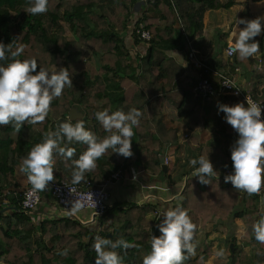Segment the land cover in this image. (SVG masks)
<instances>
[{
    "label": "trees",
    "instance_id": "16d2710c",
    "mask_svg": "<svg viewBox=\"0 0 264 264\" xmlns=\"http://www.w3.org/2000/svg\"><path fill=\"white\" fill-rule=\"evenodd\" d=\"M140 3L146 10L135 19L134 13ZM28 4L29 0H0V40L6 44L13 41L14 45H26L17 59L35 57L38 64L43 62V66L51 70L59 60L63 67H70L73 86L66 87L62 95L51 102L43 121L24 122L19 129L11 123L0 126V151L7 152L14 146L15 166H18L21 157L40 142L45 133L54 130L60 121L68 120L73 107L83 111L85 127L98 138L108 133L96 120V111L104 108L127 111L136 107L142 116L139 125L133 128V155L125 158L107 150L81 182L89 180L99 187L119 169L130 177L131 166H139L147 177L149 174L159 178L168 186H183L180 200L171 207L179 204L188 210L197 225L194 244L214 220L222 224L241 220L249 243L261 244L255 240L252 225L264 214V190L261 195L249 194L233 189L230 182L223 180L226 172L232 170L230 147L238 136L235 139L226 137L236 132L222 119L223 113L218 114L217 104L231 105L241 100L229 96L206 99L195 96L196 83L187 80L185 68L174 55L188 54V41L193 47H199L205 39L208 14L229 10L237 0H157L154 4L141 0H49L48 11L35 16L27 12ZM242 18L256 17L246 11ZM142 22L152 35L149 42L142 41L136 33ZM131 29L132 45L129 47L126 38ZM67 30L71 36L67 35ZM253 39L260 43L257 54L261 56V67L257 76L264 77V32ZM215 45L222 53L226 46L223 35H219ZM86 48L99 57L96 67L86 59ZM200 74L206 76L202 71ZM209 78L216 80L213 76ZM251 93L264 103V95L258 99L252 90ZM167 102L177 109L186 131L205 133L212 128L221 138V143L202 145L197 152L180 161L173 176L168 171L163 172L159 160L164 149L180 145L179 129L172 127L164 112ZM71 146L75 148L71 158L56 156L54 179L49 183L71 179L72 160L77 159L87 145L74 143ZM200 155L209 157L217 170L208 185L192 176V167L188 164L189 159ZM52 199L57 202L53 196ZM8 203L13 214L7 217L0 214V261L5 258L8 264H95L96 252L91 245L97 235L128 241L131 247L116 249L123 258L122 264H142L143 256L151 251V236L160 235L156 227L160 220L152 222L149 219L158 204L138 206L120 201L111 204L90 226L70 214L40 221L34 213L42 212L43 203L34 213L26 215L21 212L20 196L16 200L10 198ZM0 206H5L1 200ZM63 222L64 231L60 228ZM229 236L235 238L230 240L235 250L231 251L230 264H238V239L235 233ZM63 249L68 250L65 256L59 254ZM211 256L212 245L206 243L201 255L192 260L188 255L183 264H207ZM251 262L264 264V256Z\"/></svg>",
    "mask_w": 264,
    "mask_h": 264
},
{
    "label": "clouds",
    "instance_id": "9594fccd",
    "mask_svg": "<svg viewBox=\"0 0 264 264\" xmlns=\"http://www.w3.org/2000/svg\"><path fill=\"white\" fill-rule=\"evenodd\" d=\"M264 4V3H261ZM49 0H29L27 12L32 15L48 11ZM264 17L255 19H236L238 29L234 46L226 49L227 55L236 53L239 59L252 57L259 52L260 43L253 39L264 32ZM26 45L0 40V126L12 124L19 129L24 122L36 124L48 115L51 102L60 97L66 87H72L70 67H60L53 71L38 64L35 57L17 59ZM7 61V62H5ZM57 68V67H56ZM232 87V82L224 81ZM218 114L238 134L230 147L232 172L223 177L224 183H231L233 189L249 194L259 193L264 187V106L247 95L243 101L234 104H217ZM95 118L107 135L98 138L85 127L83 118L73 122L71 119L60 121L54 130L44 134L42 140L34 144L28 153L21 157L18 165L27 176L32 190H41L54 179L56 156L71 158L74 143L87 145L75 160H72L71 183L78 184L85 173L96 167L97 160L109 149L125 158L131 157L133 128L138 126L142 112L136 107L108 108L95 112ZM192 176L203 185H208L217 170L209 157L200 155L191 158ZM227 167V165H225ZM135 175L133 179H135ZM75 191V189H69ZM92 195V194H91ZM79 207V204L75 205ZM160 235H152L151 251L143 256L142 264H183L194 251V235L197 225L192 221L188 210L181 205L169 206L160 215L156 225ZM255 240L264 243V214L253 225ZM132 245L123 238L112 240L95 236L91 247L96 252L95 264H122L123 258L117 248L127 249ZM68 250L60 251L61 256ZM223 255L221 249L216 253Z\"/></svg>",
    "mask_w": 264,
    "mask_h": 264
},
{
    "label": "crops",
    "instance_id": "0c3cea01",
    "mask_svg": "<svg viewBox=\"0 0 264 264\" xmlns=\"http://www.w3.org/2000/svg\"><path fill=\"white\" fill-rule=\"evenodd\" d=\"M261 3H264V0H237V4L229 10H217V11L210 12L205 20V25H206L205 39L204 41L200 42L199 47H196V49H198L201 52L202 56L204 57L206 64L211 66L213 69L215 68L235 78L237 82L242 86L247 87L248 85H250V88L253 94H255L258 99L261 98L262 95H264V77L257 76L258 69L259 67H261L260 54H255L254 56L248 57L245 59H239L236 55L234 60H229L227 59L225 55V50L229 44L234 43L235 33L238 32V29L243 28V25H238L236 28V19L242 18V15L244 14V12L248 11L250 14H252L255 17H264V4H261ZM145 10H146L145 6L140 3V5L136 7V10L134 13L135 19L140 17L143 11ZM262 22L264 23V21ZM131 33H132V29L129 30L128 37L126 38V45L129 47L132 45L131 44L132 43ZM67 35L71 36V33L69 32V30H67ZM219 35H223L224 43L226 44V46L222 50V53H220V49H216L215 47L216 46L215 43L218 41ZM84 52L85 54L88 53V56L86 55V59H88V61L96 67L97 65L94 64L95 60L93 59L94 63H92V61L89 60L94 57L92 51L86 48ZM89 52L91 54H89ZM174 55H175L176 60L185 68V77L187 78V80L191 82V84H195L199 80V78H201V74L199 71L195 70L191 66V63L187 59V54L184 55V54L178 53ZM237 68L239 69V72L235 71V69ZM110 92H111V95H113L112 89H110ZM262 100L264 101V99ZM227 104L230 105V103H227ZM73 108L77 109V111L80 112V114H75L74 117H71L69 114L68 120L71 118L73 119L74 118L75 119L85 118L81 109L77 107H73ZM164 112L166 114L167 120L171 123L172 127L179 129V136H180L179 146L170 147V148H166L163 150L165 151V159H167L166 164L168 166V172L173 176L179 165V158L182 157L183 155L189 156L193 151L184 149L186 146L184 145L183 143L184 141H182L181 137L184 134H186V129L180 120V116L177 112V109L173 105L167 102L164 104ZM174 112L177 116L176 120L173 117ZM170 114L172 116H170ZM195 134L196 133H193V135ZM197 134L202 135L201 133H197ZM186 136H189V135H185V137ZM202 139H203V135H202ZM205 140H207L208 142H210L211 140L215 141L214 145L221 143V138L217 133H213L211 139H208V136H206ZM193 146H196V145L193 144ZM10 149L12 152H10ZM10 149L7 152L0 151V194H1L0 200L3 202V205H5L4 207L0 206V209H1L0 214H2L4 217H7L8 215L13 214V211L10 210L11 206L8 203V200L10 198H13L14 200H16L18 196L22 194L26 189L32 187V185L27 179V176L20 171L17 165L15 166L16 159H15V154H14V146H12ZM109 161L111 162L112 158L109 159ZM136 167H138L139 169H142L139 166H136ZM148 177H149V180L148 178H146L147 179L146 182H148L151 185L156 186V185H160V183H166V182L153 179L152 176L149 174H148ZM67 180H71V179L68 178ZM151 180L153 182H150ZM167 184L168 183H166V186L169 187ZM176 188H179L178 191H175L173 195L170 196L169 198H164L163 196H161V198L159 197L156 199V200H159L157 201L158 203H160V200L162 198L164 199V202H161L159 206V207H162L163 211L169 206H172L174 202H177L180 200V195H181L183 186L177 184ZM166 192L170 193L169 190ZM42 194H43L42 208L44 209L40 213L39 212L37 214L34 213V215L38 217L40 221L48 217L49 219H52V218L60 219L68 215L61 208H59V206L57 205V202L54 201V199H52V196L50 192L48 191V189L46 188L42 189ZM125 200L130 202V201H135L139 199L123 198L122 201H125ZM70 215L73 218L77 219L82 224L91 226L93 223L92 218H88V219L81 218L79 217L77 213H72ZM239 222H241V225H243L241 220H236L235 226L238 225V227H240L241 225L239 224ZM213 223L214 221L207 226L206 230L209 235H207V238H205L207 240L206 243H209L210 245H212L211 262L216 261L215 258L217 259L219 258L217 257L216 253L222 249L221 247L219 249V247H217L216 242H214L216 233L214 234V236L210 235L214 232L209 231L208 228L212 226ZM242 227L244 228V225ZM60 228L62 231L65 230L64 222L61 223ZM237 231L238 232H235L236 233L235 237L238 238V241H240L241 235L239 233L242 232L243 234V231L242 229L239 230V228ZM234 239L235 238H232L229 240L233 241ZM243 239H244L243 241L244 243L241 249H243L244 251L242 254H239V255L237 254L236 259H239V261H242V263L244 264H251L252 263L251 260H257V258H261V254L264 253V243H261L259 245L251 244L249 243L248 239L244 235H243ZM227 242H228V239L225 240V243H224L225 246ZM241 249L238 246V251L239 250L241 251ZM230 259H231V256H230ZM230 259H228L227 262H230L231 261Z\"/></svg>",
    "mask_w": 264,
    "mask_h": 264
},
{
    "label": "built area",
    "instance_id": "2783aa9c",
    "mask_svg": "<svg viewBox=\"0 0 264 264\" xmlns=\"http://www.w3.org/2000/svg\"><path fill=\"white\" fill-rule=\"evenodd\" d=\"M141 1L142 3L154 4L157 0ZM136 33L142 41L149 42L152 39V35L146 28V23H140L139 26L136 28ZM188 45L189 50L187 54V59L191 63V66L195 70L199 72L202 71L203 73H205L206 76H208H201V78H199V80L194 85L193 89L195 96L200 97L202 99L215 96H229L236 97L243 101L245 96L247 95L252 100L264 106V103L262 101H259L253 97L250 85H248L247 87L242 86L237 82L235 78L227 75L226 73H223L222 71L213 69L211 66L205 63L204 57L202 56L201 52L195 47H193L191 42L188 41ZM229 46H234V43L229 44L227 48H229ZM225 55L229 60H234L236 57V53H233L232 55H227L226 50ZM235 71L239 72V69L237 68L235 69ZM210 76L215 77L216 80L212 81L209 78ZM225 80L231 81L232 87L225 86ZM187 137L188 136H186V138ZM165 163H167V159H165ZM130 171V177H125L126 172L123 169H119L118 171L110 175L109 179L105 184L99 187L93 186L89 180L79 182L75 185L71 183V180H65L63 183H49V185H47L45 188L48 189L51 195L57 200V204L67 214L91 211L93 217L98 218L103 216L107 212V210L112 206L109 202L111 197V187L118 184L119 182H122L123 180H125V178H128L129 181L133 184H139L141 190L158 189L159 185L155 186L146 182V178L148 177L146 176L145 170L139 169L136 166H131ZM231 172L232 170H228L226 174H230ZM134 175L136 177L135 179H133ZM150 182L153 181L151 180ZM73 188L75 189V191L70 192L69 189ZM165 190L170 191V188L166 186ZM263 190L264 187H262L260 192L256 194L261 195L263 193ZM19 196L21 197V212L26 215L34 213L38 209V207L43 203L42 189L33 191L32 187H30ZM159 197L161 198V196L156 197L153 194L146 195L144 200H137L136 205L143 206L145 204H153L155 206V204H158V206H155L153 214H155V220H160V215L163 212V209L159 206L161 202H164V199L162 198L160 200V203H158L157 201L159 200L156 199ZM77 204H79V207H75V205Z\"/></svg>",
    "mask_w": 264,
    "mask_h": 264
},
{
    "label": "rangeland",
    "instance_id": "374dc122",
    "mask_svg": "<svg viewBox=\"0 0 264 264\" xmlns=\"http://www.w3.org/2000/svg\"><path fill=\"white\" fill-rule=\"evenodd\" d=\"M89 54H91V53L89 52ZM86 55L88 56V53ZM93 56L94 57L91 58V59H89V60L92 61V63H94V61H93V59H94L95 60V63L94 64L95 65H98L100 59L96 55H94V53H93ZM41 64H43V62ZM60 66L63 67V65L58 60V64H57V66H55L53 68V71L59 70ZM75 114H79V112L78 111H76V113L73 112V116ZM170 116H172V115L170 114ZM173 117H174L175 120L177 119V116H176L175 112L173 114ZM213 133H214V130H210V128H209V132L207 131L205 133H201L203 135V139H202V135L197 134V133L195 135H193V133L191 134L190 132L186 131V134H184L181 137L182 138V141H184L183 142L184 145L186 146L184 149H187V150L193 151V152H197V150L199 149V147H201L202 145H210L212 143L214 144L215 141H213V140H211L210 142H208L207 140H205V137L206 136H208V139H211ZM185 135H189V136L186 138ZM193 144L196 145V146H193ZM187 158H188L187 155H183L182 157L179 158V162L180 161H183V160H185ZM125 177H127L126 174H125ZM152 178L155 179V180L162 181V180H160L159 178H156V177H152ZM139 186H140L139 184H133V183H131L129 181L128 178H125V180H123L122 182H119L118 184H116V185H114V186L111 187V189H110L111 197H110L109 202L112 205H114L115 203L122 201L123 198H137L139 200H142V199L144 200L145 196L146 195H150V194H153L156 197L163 196L164 198H169L170 196L173 195V193L175 191H178V189H179V188H176L177 187V184H171L169 186L170 193H166L165 192L166 191L165 190V187H163V186H166V183H160V185L158 186V189L157 190H143V189L141 190ZM136 201L137 200L130 201V203L136 205ZM77 214L79 215V217L85 218V219H88V218H92L93 217L91 211L79 212ZM154 217H155V214H153V212L149 214V219L152 222L155 221ZM239 224L241 225V222H239ZM242 226L243 225H241L240 227H238V225L235 226V221H233V222L232 221H229V222H227L225 224H222V223L218 222L217 220H214V223L208 229H209V231L214 232V233H212L210 235H213L214 236V234L216 233V237L214 239L215 240L214 242H216L217 247H219V249H220V247L222 248L223 255L222 256H218L217 255V257H219V258L218 259L215 258L216 261H214V262H211V259L212 258H210L208 260L207 264H226V263L230 264V262H227V260L230 259V256H231V245H230V240H229L231 238V236H229V235H230V233L238 232L237 231L238 228H239V230L242 229L243 234H242V232L239 233L241 235L240 236L241 240L238 241V243H239L238 246L241 249V247H242V245L244 243L243 242L244 241L243 235L245 236V228H243ZM207 235H209L207 233V230L201 232L200 240L194 244L195 247H194L193 253L189 254V258L191 260L194 259L195 257H197L198 255H201L203 253V250L206 249V242H207V240L205 238H207ZM226 239H228V242L226 243V246H225L224 243H225V240ZM243 251H244L243 249H241V251L240 250L239 251L237 250V254L238 255L239 254H242ZM263 256H264V253L261 254V257H263ZM237 263L238 264H244V263H242V261H238ZM0 264H8V263H7L6 259L3 258V259H1Z\"/></svg>",
    "mask_w": 264,
    "mask_h": 264
},
{
    "label": "water",
    "instance_id": "95a60500",
    "mask_svg": "<svg viewBox=\"0 0 264 264\" xmlns=\"http://www.w3.org/2000/svg\"><path fill=\"white\" fill-rule=\"evenodd\" d=\"M76 111H77V109L73 108V109L70 111V116H71V117H74V116H73V112L76 113ZM79 114H80V112H79ZM71 120H76V119H75V118H74V119L71 118ZM210 130H213V129L210 128ZM237 136H238L237 133L226 135V137L229 138V139H235ZM159 160H160V163H161V165H162L163 172L166 173V172L168 171V166H167L166 163H165V151H163V153H161V154L159 155ZM95 220H96V217H93V222H95ZM231 251H232V252L235 251L233 245H231Z\"/></svg>",
    "mask_w": 264,
    "mask_h": 264
}]
</instances>
